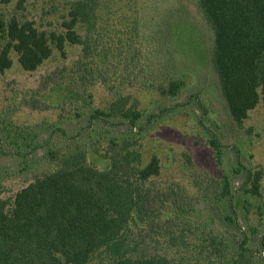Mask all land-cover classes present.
I'll return each mask as SVG.
<instances>
[{
    "label": "trees",
    "instance_id": "obj_1",
    "mask_svg": "<svg viewBox=\"0 0 264 264\" xmlns=\"http://www.w3.org/2000/svg\"><path fill=\"white\" fill-rule=\"evenodd\" d=\"M14 1L22 9L27 0ZM196 3L212 30L210 64L230 116L241 125L264 99V0ZM95 9L96 0L73 1L64 34H48L31 20L0 15V70L11 66V51L24 70H35L50 56L51 41L59 50L66 40L82 44L89 56L91 43L86 45L75 27L95 28ZM164 50L171 52L168 41ZM172 70L180 78L169 81L168 92L175 96L184 73L167 69ZM178 105L150 113L151 120L159 122ZM87 114L102 121L96 141L108 140L109 165L104 170L88 163L84 135L54 158L53 139L60 134L54 124L2 129L0 152L8 153L5 140L13 162L22 163L19 173L37 167V157L55 168L22 186L11 201L1 196L0 178V264H91L95 258V264H264V169L243 163L232 150L230 166L219 177L194 182L198 203H185L183 190L171 186L155 193L147 183L159 174V159L152 155L142 163L135 137L142 114L127 97L117 95ZM119 125L128 133H114ZM203 131L217 156L231 152L211 127L203 125ZM8 168L2 171L9 173ZM169 204L175 214L162 217ZM204 208L214 217L201 218ZM252 213L258 215L256 223L249 222Z\"/></svg>",
    "mask_w": 264,
    "mask_h": 264
},
{
    "label": "rangeland",
    "instance_id": "obj_2",
    "mask_svg": "<svg viewBox=\"0 0 264 264\" xmlns=\"http://www.w3.org/2000/svg\"><path fill=\"white\" fill-rule=\"evenodd\" d=\"M73 1L27 0L22 9L16 8L14 0L0 2V15L6 20L12 16L31 20L48 34H64L63 22L69 20ZM95 11V28L75 27L86 45L91 43L89 56L82 44L66 40L59 50L51 41L50 56L35 70L27 71L17 54L10 52L11 66L0 70V137L2 129L10 126L54 124L60 131L53 139L54 158L65 153L73 139L84 135L88 163L104 170L109 165L105 155L108 140L96 141L97 125L102 121L88 118L87 113L122 95L142 114L135 127L142 163L152 155L159 159V174L147 181L155 193L172 186L185 192V203L197 204L194 182L219 177L230 166L232 150L243 163L264 169V99L248 111L241 125L233 121L210 64L212 30L196 0H96ZM167 41L171 52L164 50ZM174 68L184 74L182 87L172 96L169 81L180 78L173 77L175 70L167 69ZM174 104H179L175 111L159 122L151 120L150 113ZM203 125L211 127L231 152L217 156L207 143ZM113 131L128 133L125 125ZM4 142L8 153L0 152L1 196L11 201L22 186L55 165L37 157V167L19 173L22 163L13 162ZM7 166L9 173L2 171ZM261 192L264 199V178ZM175 212L169 204L162 217ZM200 216L214 217L207 208ZM257 220L258 215H249V222ZM218 225L216 220L214 226Z\"/></svg>",
    "mask_w": 264,
    "mask_h": 264
}]
</instances>
